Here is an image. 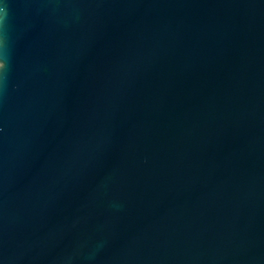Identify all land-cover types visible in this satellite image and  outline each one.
<instances>
[{
  "label": "water",
  "instance_id": "95a60500",
  "mask_svg": "<svg viewBox=\"0 0 264 264\" xmlns=\"http://www.w3.org/2000/svg\"><path fill=\"white\" fill-rule=\"evenodd\" d=\"M0 264H264V0H0Z\"/></svg>",
  "mask_w": 264,
  "mask_h": 264
}]
</instances>
